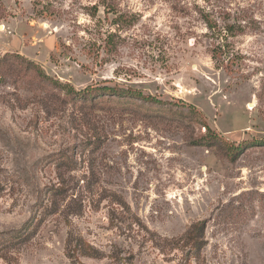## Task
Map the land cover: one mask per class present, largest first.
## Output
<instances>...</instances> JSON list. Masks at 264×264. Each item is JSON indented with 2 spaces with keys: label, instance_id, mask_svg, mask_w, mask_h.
<instances>
[{
  "label": "rangeland",
  "instance_id": "374dc122",
  "mask_svg": "<svg viewBox=\"0 0 264 264\" xmlns=\"http://www.w3.org/2000/svg\"><path fill=\"white\" fill-rule=\"evenodd\" d=\"M5 54L67 87L2 63L0 264H264V0H0Z\"/></svg>",
  "mask_w": 264,
  "mask_h": 264
},
{
  "label": "trees",
  "instance_id": "16d2710c",
  "mask_svg": "<svg viewBox=\"0 0 264 264\" xmlns=\"http://www.w3.org/2000/svg\"><path fill=\"white\" fill-rule=\"evenodd\" d=\"M10 59H14L16 61H19L20 63L25 64L26 70L32 72L35 75L39 83L40 82L51 83L58 88H64L65 86L67 87V85H62L61 83L45 75V73L43 72L40 66H38L37 64L29 60L22 58L18 54L3 55V57L0 59V74H4V71L2 69V63L4 64ZM68 89H69L68 92L65 93L66 99L72 100L73 98H75L76 100L82 101L90 106L97 105L99 99H96V98H98V96L117 97L118 99H124L126 97L127 99H133V100L144 101V102L163 103L159 100H156L152 96H148V95L146 96L136 90H131V89L119 90V89L110 88L107 86L87 87L82 91H75L72 88H68ZM204 127L207 130V134H208L204 136L206 145H213L217 141V139H220V141H222V145L224 149L227 152V156L229 160L235 161L236 157H238V155H240L241 151L243 150V147H242L243 144L241 143V144L235 145L233 143H230L224 140L223 138H218L216 135L213 134V132L210 130V128L207 125H204ZM256 143L258 145L264 146L263 139L256 141Z\"/></svg>",
  "mask_w": 264,
  "mask_h": 264
},
{
  "label": "bare ground",
  "instance_id": "6f19581e",
  "mask_svg": "<svg viewBox=\"0 0 264 264\" xmlns=\"http://www.w3.org/2000/svg\"><path fill=\"white\" fill-rule=\"evenodd\" d=\"M251 106V105H250Z\"/></svg>",
  "mask_w": 264,
  "mask_h": 264
}]
</instances>
